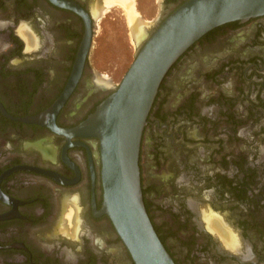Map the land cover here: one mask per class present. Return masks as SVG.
I'll return each instance as SVG.
<instances>
[{
    "label": "flooded vegetation",
    "instance_id": "obj_1",
    "mask_svg": "<svg viewBox=\"0 0 264 264\" xmlns=\"http://www.w3.org/2000/svg\"><path fill=\"white\" fill-rule=\"evenodd\" d=\"M61 1L79 8L0 0V264H135L101 213L99 140L22 119L64 92L86 18L95 35L113 5L128 18V2L142 18L138 2ZM186 1L160 0L148 36ZM185 71L186 91L169 105ZM104 79L88 55L56 124L72 128L93 113L117 88ZM140 167L150 218L177 264H264V16L213 28L172 66L147 118ZM37 231L53 244L45 248Z\"/></svg>",
    "mask_w": 264,
    "mask_h": 264
},
{
    "label": "water",
    "instance_id": "obj_2",
    "mask_svg": "<svg viewBox=\"0 0 264 264\" xmlns=\"http://www.w3.org/2000/svg\"><path fill=\"white\" fill-rule=\"evenodd\" d=\"M78 10L73 2L52 0ZM264 16V0H188L145 37L116 90L84 121L72 128L56 115L77 84L93 44L89 18L69 82L46 111L23 118L71 137L99 140L107 214L135 264H177L161 241L147 210L141 181L140 151L147 118L161 83L177 60L204 34L235 20ZM98 18H96L97 20ZM152 25V24H151ZM0 108L6 111L0 104Z\"/></svg>",
    "mask_w": 264,
    "mask_h": 264
},
{
    "label": "rangeland",
    "instance_id": "obj_3",
    "mask_svg": "<svg viewBox=\"0 0 264 264\" xmlns=\"http://www.w3.org/2000/svg\"><path fill=\"white\" fill-rule=\"evenodd\" d=\"M137 2L140 17H142L143 22H148L150 26L148 29H150L151 24L155 23V20L158 19L156 16L161 9L160 0H149L145 6L144 0H137ZM128 21L122 9L116 7V5L111 6L102 18L96 20L95 35L89 53V62L95 76L100 78L104 76L106 78L104 80H110L111 84L115 87L119 86L139 50ZM186 76L185 71V73L183 72L182 75L176 77V82L173 83V91L168 93L169 98L167 103L169 105H175L178 96L184 95L187 83ZM94 235L96 238L106 241V237L99 231L95 232ZM36 236L45 248L53 244L52 240L48 239L42 231H37ZM107 242L113 247H118L113 240H107ZM115 264H125V261L123 258L118 259Z\"/></svg>",
    "mask_w": 264,
    "mask_h": 264
},
{
    "label": "bare ground",
    "instance_id": "obj_4",
    "mask_svg": "<svg viewBox=\"0 0 264 264\" xmlns=\"http://www.w3.org/2000/svg\"><path fill=\"white\" fill-rule=\"evenodd\" d=\"M132 4V3H131ZM124 5V9L126 10V14L128 16V22L130 24V27H131V32H132V35L133 37L137 40H135L136 44L137 45H140L142 42L141 40H143V38L145 37V25L148 24L143 22L141 18H137L135 16V13L132 11L131 7H130V3L128 2H125L123 3ZM143 30V32H142ZM207 224V223H206ZM210 224V223H209ZM213 225V224H212ZM215 227V226H214ZM223 227V226H222ZM222 231V230H221ZM227 234V232H226ZM221 238V237H220ZM224 238V237H222ZM233 238V237H232ZM225 239V238H224ZM226 241V240H225ZM234 245V244H233ZM232 247V246H231Z\"/></svg>",
    "mask_w": 264,
    "mask_h": 264
},
{
    "label": "trees",
    "instance_id": "obj_5",
    "mask_svg": "<svg viewBox=\"0 0 264 264\" xmlns=\"http://www.w3.org/2000/svg\"><path fill=\"white\" fill-rule=\"evenodd\" d=\"M145 203H146V200H145ZM147 207V206H146ZM148 210V209H147Z\"/></svg>",
    "mask_w": 264,
    "mask_h": 264
}]
</instances>
